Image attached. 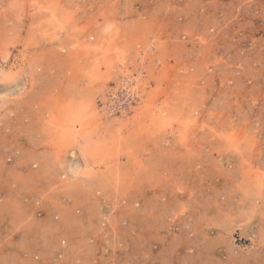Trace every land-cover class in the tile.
Segmentation results:
<instances>
[{
  "label": "rangeland",
  "instance_id": "1",
  "mask_svg": "<svg viewBox=\"0 0 264 264\" xmlns=\"http://www.w3.org/2000/svg\"><path fill=\"white\" fill-rule=\"evenodd\" d=\"M263 185L264 0H0V264H264Z\"/></svg>",
  "mask_w": 264,
  "mask_h": 264
},
{
  "label": "bare ground",
  "instance_id": "2",
  "mask_svg": "<svg viewBox=\"0 0 264 264\" xmlns=\"http://www.w3.org/2000/svg\"><path fill=\"white\" fill-rule=\"evenodd\" d=\"M58 4V3H57ZM58 10V9H57ZM55 11V10H54ZM57 13V12H56ZM55 13V14H56ZM58 14V13H57ZM68 15V14H67ZM66 15V16H67ZM56 18H57V16H56ZM113 28H111V30H112ZM118 30V29H117ZM45 35V34H44ZM107 38H108V36H107ZM106 38V39H107ZM110 38V37H109ZM115 40V39H114ZM113 40V41H114ZM101 42V41H100ZM99 43V42H98ZM107 43V42H106ZM110 43V42H109ZM108 43V44H109ZM95 44V43H94ZM94 44H92V42H91V45H94ZM91 45H90V47H91ZM99 45V44H98ZM116 45V44H115ZM100 47V46H99ZM111 47H113V46H111ZM120 47V46H119ZM118 47V48H119ZM94 48V47H93ZM113 48H115V49H117L116 47H113ZM113 48H111V49H107V50H104V48H101V50H103L102 52H98V53H96L98 56L99 55H102L104 58H106V54H107V52H110ZM88 49V48H87ZM92 49V48H91ZM106 49V48H105ZM93 50V49H92ZM143 50V49H142ZM147 50H155V45H154V43H149L147 46H146V48L144 49V51H143V55H142V57H141V59L143 60V61H146V59H148L149 57H150V52L148 53L147 52ZM97 51V50H96ZM125 52V51H124ZM95 53V52H94ZM126 54V53H125ZM148 54H149V56H148ZM96 55V56H97ZM112 55L113 54H111V55H109V56H111L112 57ZM123 55H124V53H120V52H118V53H116V56H114V57H116L117 58V60H119V67H120V64H121V68L123 67H125V69L127 70L128 68H126V65H125V58L127 57V55H125L126 57H123ZM104 58H99L98 57V59H99V61L98 62H100V63H96V64H103L104 66H107V67H110V65L112 66L113 64H114V62H115V58L113 59V57L112 58H108V59H110L109 61H107V60H102V59H104ZM151 59V58H150ZM126 64H127V62H126ZM98 65V66H99ZM116 65V64H115ZM95 66V65H94ZM102 66V65H101ZM103 66V67H104ZM114 66V65H113ZM113 66H112V68H113ZM96 68H97V65H96ZM111 68V67H110ZM144 69H146V67H144L143 68V70ZM126 70H124L123 71V69L121 70L122 72H124V80H125V82H123V84L125 83V88H127V89H129V90H131L130 92L132 93V95H134L135 97H136V95L137 96H139L141 99L143 98L142 97V94H141V82H142V78H141V75H142V73H143V70L141 69V70H139V74L137 75V76H135V74H133V73H131L130 72V70L128 69L127 71ZM126 71V72H125ZM145 71V70H144ZM135 77V78H134ZM142 87H144V86H142ZM129 95V94H128ZM143 96H144V93H143ZM137 98V97H136ZM150 97L148 96V99H149ZM70 99V98H69ZM149 101L150 102H152V98H150L149 99ZM156 101V100H155ZM154 101V102H155ZM167 101V100H166ZM82 102V101H81ZM143 102V106H146L147 107V104L149 103V102H147L146 100L144 101H142ZM89 103V102H88ZM88 103H87V105H88ZM92 103V102H91ZM80 104V103H79ZM84 104H85V102H84ZM156 104H158V103H156ZM154 105V104H153ZM161 105V104H160ZM78 106V105H77ZM85 106H86V104H85ZM84 106V108H85V110L86 111H88V109H86V107ZM89 107H90V105H89ZM146 107H144V108H146ZM155 106H153V108H154ZM82 107H80V109H81ZM84 108H82V109H84ZM147 108H149V107H147ZM150 108H151V105H150ZM149 108V109H150ZM170 107L168 106V105H161V106H159V108L157 109L156 108V111L155 110H153V112H154V116L152 115V116H150V117H148L149 119H151V120H156V122H162V123H164L165 121L167 122L168 121V119L170 118L169 117V114H171L170 112V109H169ZM79 108H78V110H77V112L79 111L80 113L82 112L83 113V111H82V109L80 110ZM90 109V108H89ZM195 109V108H194ZM106 110V109H105ZM144 110H146V109H144ZM107 111V110H106ZM106 111H105V115L107 114L106 113ZM113 111V110H112ZM139 111V110H138ZM142 111H143V109H142ZM148 111H150V110H148ZM111 112V109L109 110V112L108 113H110ZM146 112V111H145ZM144 112V113H145ZM179 112V111H178ZM82 113L80 114V116L82 115ZM93 112H91V114H92ZM143 113V114H144ZM78 114V113H77ZM96 114H97V116H98V122L101 124L102 123V121L101 120H104V116H103V114H100L99 113V111H96L95 113H94V115L96 116ZM148 114V113H147ZM86 116V115H85ZM134 116V115H133ZM149 116V115H148ZM123 117H126L127 118V114L126 113H123V115L122 116H119V118H123ZM174 117V116H173ZM187 117V116H186ZM79 118V117H78ZM116 118H117V116H116ZM135 118V117H134ZM138 118V117H137ZM147 118V117H146ZM158 118V119H157ZM127 119H129V118H127ZM72 120V119H71ZM114 120V119H113ZM119 119H117V120H114V122L116 121V123H113L112 124V127L113 126H121L122 128H123V126L124 125H127L128 123H130L129 122V120H127V121H124V119L123 120H119ZM158 120V121H157ZM188 120V119H187ZM190 120V119H189ZM192 120V119H191ZM73 121V126H71L72 127V129L73 130H71V131H75L78 127H85V124H87L88 125V123H90V122H86L87 121V119H86V121L85 120H82L81 119V117H80V119H79V121H75V120H72ZM96 122V121H95ZM98 122H96V125L98 124ZM113 122V121H112ZM133 122V121H132ZM144 122H145V120H144ZM143 122V123H144ZM57 123V122H56ZM104 123V122H103ZM127 123V124H126ZM186 123V122H185ZM202 123V122H201ZM115 124V125H114ZM142 124V123H141ZM187 124V123H186ZM69 125V124H68ZM107 126H108V124H106ZM144 126V125H143ZM95 127H97V126H95ZM94 127V128H95ZM98 127H99V124H98ZM103 127V126H102ZM109 127V126H108ZM110 127H111V125H110ZM111 127V128H112ZM184 127H186V126H184ZM104 128V127H103ZM120 128V127H119ZM62 129H65V128H62ZM88 129V128H87ZM85 130V129H84ZM101 130V129H100ZM99 130V131H100ZM115 130H117V127H116V129ZM114 130V131H115ZM79 131H81V130H79ZM86 131V130H85ZM120 131V130H119ZM123 131H124V129H123ZM103 132V131H102ZM118 132V131H117ZM105 133V132H104ZM124 133V132H123ZM114 134V133H113ZM120 134V133H119ZM79 135V134H78ZM233 135H235V133L234 134H232V137H233ZM87 136V135H86ZM105 136V135H104ZM107 136V135H106ZM109 136V135H108ZM123 136V135H122ZM237 136V135H236ZM241 136V135H240ZM92 137V136H91ZM239 137V136H238ZM79 138H81V137H79ZM83 138V137H82ZM108 138H110V139H112L111 137H108ZM119 138V137H118ZM122 138H124V136L122 137ZM234 138L237 140V138L234 136ZM85 139V138H84ZM93 139V138H92ZM106 140H107V138H105ZM114 139V138H113ZM242 139V138H241ZM120 140V139H119ZM244 140V139H243ZM243 140H241V141H243ZM89 141V140H88ZM94 141V140H93ZM97 141V140H96ZM100 141V140H99ZM104 141V139L102 140V142ZM108 141V140H107ZM101 142V143H102ZM111 143H113V141L111 140L110 141ZM120 142H121V140H120ZM95 143H97V142H95ZM115 143V142H114ZM119 143V142H118ZM125 143V142H124ZM127 143V142H126ZM92 144V143H91ZM103 144H105V142L103 143ZM120 144H122V142L120 143ZM115 145V144H114ZM116 145H117V143H116ZM125 145V144H124ZM127 145V144H126ZM84 146V145H83ZM95 146V145H94ZM96 147V146H95ZM242 147V146H241ZM87 148V147H86ZM104 148H105V145H104ZM89 150H90V147L88 148ZM98 150V149H97ZM129 150V149H128ZM85 151V150H84ZM96 151V150H95ZM100 151V150H99ZM103 152V151H102ZM101 151H100V154L102 153ZM128 153V152H127ZM89 154H90V152H89ZM92 154V153H91ZM99 154V153H98ZM99 154V155H100ZM121 154V153H120ZM133 154V153H132ZM88 156V155H87ZM90 157V156H89ZM94 162H96V161H94ZM117 165V164H116ZM115 165V166H116ZM87 166H89V164L87 165ZM90 166H92V165H90ZM251 167V166H250ZM254 167V166H253ZM252 167V168H253ZM74 168V167H73ZM86 168H88V167H86ZM92 168V167H91ZM113 169H115L114 168V166H113ZM117 169V168H116ZM89 170V172H90V169H88ZM95 170V168L93 169V171ZM250 170H251V168H250ZM259 171V170H258ZM262 171V170H261ZM94 174L93 172H92V170H91V172H90V174ZM260 174V173H259ZM96 175V174H95ZM261 175V174H260ZM253 177V176H252ZM92 178V177H91ZM258 178H259V176H258ZM257 178V179H258ZM262 180V179H261ZM68 181V180H67ZM264 186V185H263Z\"/></svg>",
  "mask_w": 264,
  "mask_h": 264
}]
</instances>
